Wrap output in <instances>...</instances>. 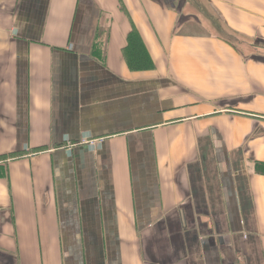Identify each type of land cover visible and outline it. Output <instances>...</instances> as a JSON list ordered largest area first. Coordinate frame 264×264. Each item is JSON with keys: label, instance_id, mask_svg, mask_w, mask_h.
<instances>
[{"label": "crops", "instance_id": "1", "mask_svg": "<svg viewBox=\"0 0 264 264\" xmlns=\"http://www.w3.org/2000/svg\"><path fill=\"white\" fill-rule=\"evenodd\" d=\"M257 163L264 0H0V264H264Z\"/></svg>", "mask_w": 264, "mask_h": 264}, {"label": "trees", "instance_id": "2", "mask_svg": "<svg viewBox=\"0 0 264 264\" xmlns=\"http://www.w3.org/2000/svg\"><path fill=\"white\" fill-rule=\"evenodd\" d=\"M126 60L129 67L133 71L150 70L152 69V59L144 45L139 33L134 30L128 39V46L124 50ZM13 154L11 157H15ZM6 159V158H4ZM256 171L260 175H264V164L257 163ZM8 175L5 169L0 170V177L6 178Z\"/></svg>", "mask_w": 264, "mask_h": 264}, {"label": "built area", "instance_id": "3", "mask_svg": "<svg viewBox=\"0 0 264 264\" xmlns=\"http://www.w3.org/2000/svg\"><path fill=\"white\" fill-rule=\"evenodd\" d=\"M103 143H104V140L102 139H82L77 143H69L68 145L72 148L78 145H86L88 147L97 149Z\"/></svg>", "mask_w": 264, "mask_h": 264}, {"label": "rangeland", "instance_id": "4", "mask_svg": "<svg viewBox=\"0 0 264 264\" xmlns=\"http://www.w3.org/2000/svg\"><path fill=\"white\" fill-rule=\"evenodd\" d=\"M216 22H217V24H218V20H217V18L216 19H214ZM208 31H213V32H217V30L215 29V28H211V29H209ZM232 40H234L233 38H232ZM235 41V40H234ZM245 43H247V44H250V45H252V43H250V42H247V41H244ZM238 43V42H237ZM239 44V43H238Z\"/></svg>", "mask_w": 264, "mask_h": 264}]
</instances>
